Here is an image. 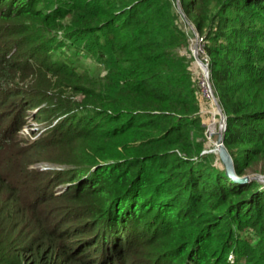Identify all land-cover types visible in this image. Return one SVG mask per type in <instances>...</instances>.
Returning <instances> with one entry per match:
<instances>
[{
  "label": "trees",
  "instance_id": "trees-1",
  "mask_svg": "<svg viewBox=\"0 0 264 264\" xmlns=\"http://www.w3.org/2000/svg\"><path fill=\"white\" fill-rule=\"evenodd\" d=\"M179 1L235 172L264 174V0ZM176 8L0 0V264H264V184L201 153Z\"/></svg>",
  "mask_w": 264,
  "mask_h": 264
},
{
  "label": "rangeland",
  "instance_id": "rangeland-1",
  "mask_svg": "<svg viewBox=\"0 0 264 264\" xmlns=\"http://www.w3.org/2000/svg\"><path fill=\"white\" fill-rule=\"evenodd\" d=\"M178 3L180 5V1L179 0H174V5L175 7H177L176 9L178 10V13L182 16L181 14V5H180V9L178 6ZM183 12V11H182ZM187 24V23H186ZM187 27H189V25L187 24ZM197 42V53H198V57L200 58V60L204 63H209L208 61V57L206 55H199L202 53V44H203V40L202 38L198 35V38H195V35L193 34L191 40H190V45H189V51H186L184 49H180L179 52L185 56V62L187 65V70L190 71V77L191 80L196 84V86L198 85L199 87V91H201V83L202 80L204 79V73L203 70L201 69L198 61L196 60V58L193 55V48H194V44ZM209 67V66H208ZM210 71V70H209ZM212 83V82H211ZM213 88V86H212ZM214 90V88H213ZM201 93V92H200ZM198 102H199V116H200V120H201V126H203V131L202 134H200V132L198 134H200L197 138V142L199 143L200 146V150L201 153H215L216 149H215V141L217 138V131H218V127H219V115L217 113V108L216 105L214 103V101L211 99H206V97L203 96V94H199L198 95ZM35 121L31 119V116L29 117H25V120L23 121V125L22 128L20 129V134H22L23 136H25L28 132H30V130L32 128L36 129L35 126ZM195 131H199V129H196ZM218 155L217 151H216V156ZM218 157V156H217ZM217 159L215 158V162L216 164H218V166H221L220 160L216 161ZM41 164H36L34 167H39ZM262 175L264 177V174L261 173L259 170L256 171H252L248 174L245 175H249V176H253V175ZM264 184V182H263Z\"/></svg>",
  "mask_w": 264,
  "mask_h": 264
},
{
  "label": "water",
  "instance_id": "water-1",
  "mask_svg": "<svg viewBox=\"0 0 264 264\" xmlns=\"http://www.w3.org/2000/svg\"><path fill=\"white\" fill-rule=\"evenodd\" d=\"M179 9H180V5L178 3ZM182 16L184 17V19H186L184 13L181 11ZM187 20V19H186ZM189 27L192 29L195 38H198V33L196 32L193 24L191 22H189L187 20ZM193 55L196 58V60L198 61L201 69L203 70L204 76L208 82V86L210 88L211 91V98L214 101L216 108H217V113L219 115V127H218V131H217V138L215 141V149L218 153L219 159L221 160V163L225 169V173L226 175L231 178L234 182L236 183H240V184H244L246 182H248L251 179H257L260 180L262 182H264V177L262 175H253V176H249V175H238L235 172L234 169V164H233V160L232 157L229 153V151L227 150L226 146L224 145L223 142V137H224V131H225V127H226V116L222 110L221 104L218 100L217 95L215 94L213 88H212V83L210 80V71H209V67L207 63H204L200 60V58L198 57V53H197V42L194 44V48H193Z\"/></svg>",
  "mask_w": 264,
  "mask_h": 264
},
{
  "label": "built area",
  "instance_id": "built-area-1",
  "mask_svg": "<svg viewBox=\"0 0 264 264\" xmlns=\"http://www.w3.org/2000/svg\"><path fill=\"white\" fill-rule=\"evenodd\" d=\"M200 90H201L200 92L203 94L204 97H206V99H208V98L211 99V91H210V88L208 86V82H207L205 76H204V79L202 80L201 89ZM40 167L42 169H47L50 166L47 165V164H42V165H40Z\"/></svg>",
  "mask_w": 264,
  "mask_h": 264
},
{
  "label": "clouds",
  "instance_id": "clouds-1",
  "mask_svg": "<svg viewBox=\"0 0 264 264\" xmlns=\"http://www.w3.org/2000/svg\"><path fill=\"white\" fill-rule=\"evenodd\" d=\"M31 130H35L34 128H32ZM37 164H47L49 165L50 167L47 168V169H51V168H57V169H60L62 168L63 166L62 165H58V164H49V163H37ZM36 165V164H35ZM36 168H40L41 170H47V169H42L40 166L39 167H36Z\"/></svg>",
  "mask_w": 264,
  "mask_h": 264
}]
</instances>
